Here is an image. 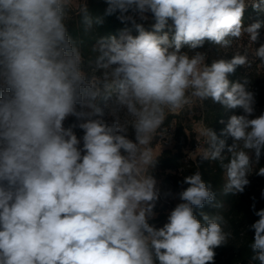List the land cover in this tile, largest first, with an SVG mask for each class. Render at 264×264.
I'll list each match as a JSON object with an SVG mask.
<instances>
[{"label": "clouds", "instance_id": "clouds-1", "mask_svg": "<svg viewBox=\"0 0 264 264\" xmlns=\"http://www.w3.org/2000/svg\"><path fill=\"white\" fill-rule=\"evenodd\" d=\"M107 3V14L119 11L138 35L125 31L99 40L94 51L102 73L89 78L67 27L86 6L0 0V264H214V250L234 239L222 215L200 212L201 220L194 214L205 204L223 207L199 170L184 176L188 187L167 222L149 224L159 199L152 170L161 145L157 153L153 141L168 113L197 101L241 109L229 117L224 139L210 128L201 131L209 146L201 159L219 162L222 195L244 192L264 149V112L255 115L248 81L232 83L228 76L248 57L236 54L209 66L203 53L181 49H197L205 40L228 48L244 34L254 42L261 25L243 26L247 0ZM130 10L141 19L151 13L154 30L125 15ZM255 56L264 62V44ZM102 90L115 94L107 112L94 103ZM69 116L84 122L66 128ZM258 174L264 176V168ZM255 215L249 264H264V209Z\"/></svg>", "mask_w": 264, "mask_h": 264}, {"label": "rangeland", "instance_id": "rangeland-1", "mask_svg": "<svg viewBox=\"0 0 264 264\" xmlns=\"http://www.w3.org/2000/svg\"><path fill=\"white\" fill-rule=\"evenodd\" d=\"M79 2L85 6L87 0H79ZM253 3L259 4V7L261 6V9L258 7L259 10L264 13V0H247V6L243 14L242 23L244 27H248L253 23H259L261 25V27L257 30L258 36L256 41L252 42L248 35L244 34L239 39H232V44L228 48H223L212 41L205 40L202 47L190 49L187 45H185L182 47L181 52L187 53L189 55H194L196 52L203 53L205 55V63L209 66L213 61L219 59L230 60L232 59L233 55L236 54L246 55L248 57V63L244 66H238L236 69L243 82L245 80L248 81L246 84V90L254 93L256 109L255 115H259L264 112V62H261L255 56V49H258L262 44H264V22L261 23L259 21H255L252 17L244 18L246 14L250 15L253 10L258 9L252 6ZM127 16H132L135 23L141 24L142 26H147L148 23H155L151 13H145L147 19H141L138 13H133L132 11L129 12ZM82 67L83 70L88 73L89 78H91L93 73H95L97 76L101 75L102 73V70L98 68L97 63H93L92 67V65L89 63L85 64L83 61ZM228 79L232 83L237 82L235 81L236 78L234 77V73L229 74ZM114 99L115 94H109L102 90L100 96L97 97L94 103L97 107L107 112L106 105L111 104ZM77 110H80L79 105H77ZM85 111L92 110L85 109ZM233 114L242 115L243 112L239 108L226 109L220 104L213 103L210 99L203 101L202 104L197 101L175 113H168L164 125L160 130H158L156 138L153 141V148L157 153L159 152L160 145L161 153L166 149L176 151V146L181 140V137L177 135V130L179 127H182L183 134L186 137V144L182 148L183 157L181 159V163L186 167V171L194 169L201 172L204 165L208 164V162L210 165L213 163L212 160L201 159L204 148L209 147L206 144L207 138L201 135V131L205 127L210 128L216 133L218 138L224 139L221 133L226 127L229 117ZM105 118L107 120L111 119L107 116ZM81 122L84 121L77 120V118L74 116H69L64 122V126L67 128L73 124L78 125ZM168 128L172 130V134L166 133ZM73 131L77 135L78 139L81 140L80 147H82V137L84 135L83 130L77 126L73 129ZM127 136L129 139L135 141V130L129 127ZM227 144H232L231 138L227 139ZM225 155L230 158V153H227V150H225ZM252 159L255 160L254 153L252 154ZM260 168H264V149H262L259 161L253 165V171L248 176L249 184L244 190L248 192V194L251 193L249 197L253 199H258L256 195L264 191V176L258 174ZM173 172L176 171H161L154 168L152 170V175L156 179L157 188L159 189V199L157 200L156 206L153 210L155 213L154 218H157L160 214H162V218H160L159 221L154 224L156 228L162 227L167 222V217L171 210H173L177 204L182 202L179 199L178 193L184 188L188 187V185L185 184L176 185L175 181L172 180L167 181V176L173 174ZM183 173L184 172H182V174ZM239 194L240 193L236 194L235 196H238ZM220 214L222 215V213ZM246 235V231L240 233V237H245ZM243 243L244 241L241 240V244ZM218 264L224 263L220 261ZM233 264H243V262L239 260Z\"/></svg>", "mask_w": 264, "mask_h": 264}, {"label": "trees", "instance_id": "trees-1", "mask_svg": "<svg viewBox=\"0 0 264 264\" xmlns=\"http://www.w3.org/2000/svg\"><path fill=\"white\" fill-rule=\"evenodd\" d=\"M85 6L87 9L86 14L82 12L73 14L67 27L69 36L74 42L79 44L82 50L83 61L85 64L89 63L93 67V63H97V57L99 55L98 52L94 51L99 40L113 36L119 39L125 31L133 36L138 35V32L136 31L132 20L121 21V19H119L121 15L119 11L107 14L106 10L109 7L107 0H87ZM259 8L261 9V6ZM259 8L253 10L250 15L246 14L244 18L252 17L255 21L263 23L264 13L259 10ZM129 12H131V10ZM128 13H125V15H128ZM85 15L90 17V25L85 22ZM152 26L153 24L148 23L147 26L145 25L143 27L146 31H153L154 29ZM167 31L168 29L165 28L159 34H163V32ZM169 34L171 37V33ZM234 77L236 78L235 81L243 83L240 75H238L237 69L234 71ZM177 135L181 137V140L176 146V151L170 149L164 150L157 157L154 169L161 171H176L183 166L181 163L183 157L182 148L186 144V137L183 134L182 127L178 128ZM195 171L197 170H184L182 171L184 172L183 174L181 172L182 175L176 172L168 175L166 180L175 181L176 185H180L183 184L182 181L184 176L191 175ZM201 174L203 180L212 185L216 193V200L222 201L223 207L217 209L210 204H205L202 209L194 208V214L198 219L202 220L200 212H205L210 215H221L220 213H222L224 219L227 221L228 228L232 230L233 235L235 236L233 240H229L227 245H222L214 250L216 253L214 264H218L220 261L224 264H233L239 260H241L243 264H248L251 256L248 244L254 237V230L251 228V225L259 219V217L255 215V212L264 209V195H262L264 194V191L256 195L258 199L250 198L249 195H251V193L248 194L246 191L240 193L238 196H233L232 194L226 196L222 195L221 189L223 188L225 180L223 176L224 172L220 168L218 161H213L211 165L209 162L204 165ZM253 204H255V209H253ZM160 218H162V214L148 222L150 225L154 226ZM228 228L225 230H228ZM244 231L247 232V235L245 237H240V233ZM241 240L244 241L243 244H241ZM253 264H258V262H253Z\"/></svg>", "mask_w": 264, "mask_h": 264}, {"label": "built area", "instance_id": "built-area-1", "mask_svg": "<svg viewBox=\"0 0 264 264\" xmlns=\"http://www.w3.org/2000/svg\"><path fill=\"white\" fill-rule=\"evenodd\" d=\"M166 133L167 134H172V130L170 128H168L166 130ZM186 169V167L183 165L181 168H179L178 170H176V172H178V174H181L182 171H184ZM176 172H173V173H176Z\"/></svg>", "mask_w": 264, "mask_h": 264}, {"label": "crops", "instance_id": "crops-1", "mask_svg": "<svg viewBox=\"0 0 264 264\" xmlns=\"http://www.w3.org/2000/svg\"><path fill=\"white\" fill-rule=\"evenodd\" d=\"M151 219H154V216L149 218V220H151ZM149 220H148V221H149Z\"/></svg>", "mask_w": 264, "mask_h": 264}]
</instances>
